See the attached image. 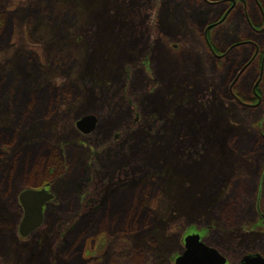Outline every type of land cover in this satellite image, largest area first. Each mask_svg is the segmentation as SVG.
Returning a JSON list of instances; mask_svg holds the SVG:
<instances>
[{
	"label": "rangeland",
	"instance_id": "rangeland-1",
	"mask_svg": "<svg viewBox=\"0 0 264 264\" xmlns=\"http://www.w3.org/2000/svg\"><path fill=\"white\" fill-rule=\"evenodd\" d=\"M216 5L0 0V264H68V233L125 194L143 216L109 208L73 242L79 264H174L191 233L229 264L264 255V26L247 0L207 30ZM43 186L22 238L18 193Z\"/></svg>",
	"mask_w": 264,
	"mask_h": 264
},
{
	"label": "water",
	"instance_id": "water-1",
	"mask_svg": "<svg viewBox=\"0 0 264 264\" xmlns=\"http://www.w3.org/2000/svg\"><path fill=\"white\" fill-rule=\"evenodd\" d=\"M137 120L134 118L133 122ZM97 119L94 115H84L75 122V127L83 134H89L95 128ZM117 135H114L116 138ZM53 195L44 187L39 189L26 188L19 192L18 202L22 209V218L18 225V234L26 237L38 228L43 221V206L52 199ZM226 261L216 249L207 246L200 240L197 233L184 238V249L174 259L175 264H224ZM239 264H264V257L259 253L244 255Z\"/></svg>",
	"mask_w": 264,
	"mask_h": 264
},
{
	"label": "trees",
	"instance_id": "trees-1",
	"mask_svg": "<svg viewBox=\"0 0 264 264\" xmlns=\"http://www.w3.org/2000/svg\"><path fill=\"white\" fill-rule=\"evenodd\" d=\"M12 35V18L11 15L7 14L6 12H1L0 13V49L3 47V45L9 40V37ZM4 81H2V79L0 78V98H2L4 91H5V87H4ZM48 93H44V98L45 100H49V94ZM41 97L39 96V99ZM33 102H37L32 100ZM1 102V100H0ZM41 105V103H40ZM39 105V106H40ZM42 106V105H41ZM3 135V134H1ZM0 135V136H1ZM4 139L3 137L0 138ZM230 140V138H229ZM56 160H54V165L56 166ZM55 172V170L51 169V173L53 174ZM129 196H131V194H125L124 196L121 197V200L124 201H119L117 203V201L115 203H112L111 206H109L108 208H104L102 207L100 210L95 211L94 213L88 214L87 216L83 217L82 222L77 225L73 230H71L68 233L67 239H66V248L68 251L66 252L67 255L65 256L67 259L68 264H79V260L76 257V250L77 247L75 246V244H73V242L75 243V241H78L81 235H86L88 233H94V222L97 218H105V214H107L108 212H106L109 208L110 211L109 212H113L115 215H117V213H122L129 216L132 214L133 211H139L140 214L143 216V210L139 207V208H130L131 206L126 205L127 199L129 198ZM121 215V214H118ZM102 226V224H101ZM69 257V258H68ZM82 259V258H81ZM80 259V262H81ZM83 260V259H82ZM227 264H229V261L227 262Z\"/></svg>",
	"mask_w": 264,
	"mask_h": 264
},
{
	"label": "flooded vegetation",
	"instance_id": "flooded-vegetation-1",
	"mask_svg": "<svg viewBox=\"0 0 264 264\" xmlns=\"http://www.w3.org/2000/svg\"><path fill=\"white\" fill-rule=\"evenodd\" d=\"M255 1V4L257 5L258 9H259V14L261 16V19H262V25L264 26V10L260 7V3L259 1L257 0H254ZM207 2L213 6H215L216 2H217V8L219 9V13L217 15V18H215V22H209L206 27H207V30H211V29H215V25L217 24L216 22L218 21V19L220 17H222L221 15H225L226 16L234 9L236 8L237 6L239 5H245V7H247V0H207ZM206 40H207V44L209 45V48L216 54H218L217 50L214 48V46L210 43V40L208 38V36H206ZM241 43L240 41H236L234 42V45H236V43ZM259 52V50H258ZM257 52V53H258ZM263 60L261 59V64H262ZM252 96H253V99L255 101V103L257 101H259L262 97V92L259 88H254L253 91H252ZM251 103V102H250ZM119 136V134H118ZM117 136V137H118Z\"/></svg>",
	"mask_w": 264,
	"mask_h": 264
}]
</instances>
